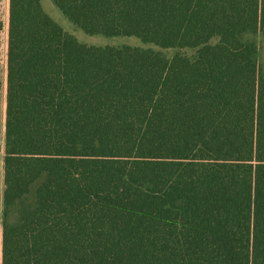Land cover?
Listing matches in <instances>:
<instances>
[{
    "label": "trees",
    "instance_id": "trees-1",
    "mask_svg": "<svg viewBox=\"0 0 264 264\" xmlns=\"http://www.w3.org/2000/svg\"><path fill=\"white\" fill-rule=\"evenodd\" d=\"M52 2L195 53L8 0L0 264H264V0Z\"/></svg>",
    "mask_w": 264,
    "mask_h": 264
},
{
    "label": "rangeland",
    "instance_id": "rangeland-1",
    "mask_svg": "<svg viewBox=\"0 0 264 264\" xmlns=\"http://www.w3.org/2000/svg\"><path fill=\"white\" fill-rule=\"evenodd\" d=\"M43 11L54 20L64 31L73 35L80 43L91 46H133L143 49H152L160 52L165 58L170 59L174 55L179 54L185 57H192L195 53L193 49H162L151 44L142 43L135 37L118 36L106 37L102 35H87L79 28L73 25L62 13L55 7L52 0H40ZM0 136L2 127L1 103L5 102V77H6V48H7V23H8V0H0ZM242 42L253 43L256 48L255 60L259 69V75L264 78V37L260 32L243 33L241 35ZM216 39H212L211 43H215ZM4 136V124H3ZM3 146V139L1 140ZM0 153V221L2 212L1 194L3 188V156Z\"/></svg>",
    "mask_w": 264,
    "mask_h": 264
},
{
    "label": "crops",
    "instance_id": "crops-1",
    "mask_svg": "<svg viewBox=\"0 0 264 264\" xmlns=\"http://www.w3.org/2000/svg\"><path fill=\"white\" fill-rule=\"evenodd\" d=\"M1 28H2V26H1ZM4 110H5V102L1 103V118H2V123L3 124H4ZM3 124H2V127H1V136H0L1 137V140L3 139ZM0 147H1V150H2L1 143H0Z\"/></svg>",
    "mask_w": 264,
    "mask_h": 264
}]
</instances>
